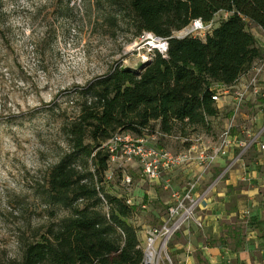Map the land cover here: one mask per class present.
<instances>
[{
	"label": "trees",
	"instance_id": "obj_1",
	"mask_svg": "<svg viewBox=\"0 0 264 264\" xmlns=\"http://www.w3.org/2000/svg\"><path fill=\"white\" fill-rule=\"evenodd\" d=\"M136 36L169 38L168 57L156 54L139 69L114 67L90 83L80 114L63 128L69 152L46 179V197L70 216L25 244L17 264H145L139 207L109 193L105 177L116 134L173 136L179 127L208 129L220 116L219 85L232 88L264 57L250 31H264V0H128ZM229 14L205 39L171 38L195 20ZM189 138V135H187ZM92 165L93 168H90Z\"/></svg>",
	"mask_w": 264,
	"mask_h": 264
},
{
	"label": "rangeland",
	"instance_id": "obj_2",
	"mask_svg": "<svg viewBox=\"0 0 264 264\" xmlns=\"http://www.w3.org/2000/svg\"><path fill=\"white\" fill-rule=\"evenodd\" d=\"M127 1L0 0V264L19 263L26 243L39 240L70 216L45 194L50 169L70 150L63 127L80 114L91 82L116 66L139 69L147 55ZM220 21L217 17L216 23ZM249 29L264 50L259 28ZM225 98L222 95L217 105ZM239 115L234 116L232 108L211 119L208 129L179 127L173 138L154 142L147 136L148 143L180 154L199 137H204L199 144L219 143L231 126L243 139L261 131L263 137L264 122L258 129ZM187 135L192 142L177 139ZM104 185L109 193L125 196L130 205L138 203L133 222L140 232L162 226L171 192L148 182L137 163H110ZM150 189H161L163 205L156 206L150 198L143 201ZM153 205L159 217L150 210ZM171 243L167 250L175 264ZM141 244L146 245L142 238Z\"/></svg>",
	"mask_w": 264,
	"mask_h": 264
},
{
	"label": "crops",
	"instance_id": "obj_3",
	"mask_svg": "<svg viewBox=\"0 0 264 264\" xmlns=\"http://www.w3.org/2000/svg\"><path fill=\"white\" fill-rule=\"evenodd\" d=\"M228 16L226 13L217 15L221 20ZM260 31L263 39L264 31ZM252 71L253 68L243 75L226 95V100L218 105L221 116L233 108L235 89L247 82ZM260 88L263 93L258 97L250 95L239 115L258 129L264 122V100L259 101L264 97V74L260 78ZM232 136L236 141L243 139L241 133L234 132ZM213 145L216 144L208 147ZM238 152L234 147L206 171L198 164H189L165 173L155 184H162L165 191L170 184L167 203L158 195L161 189L143 193V201L150 198L151 203L161 206L164 200L169 209L174 204L173 192L184 193L189 184L198 181L193 197L199 201L196 218L201 225L191 221L172 239L170 251L175 264H264V135L247 161L245 158L228 170ZM155 205L150 206V210L159 217ZM166 218H161L162 225ZM149 229L140 232V240L146 242Z\"/></svg>",
	"mask_w": 264,
	"mask_h": 264
},
{
	"label": "built area",
	"instance_id": "obj_4",
	"mask_svg": "<svg viewBox=\"0 0 264 264\" xmlns=\"http://www.w3.org/2000/svg\"><path fill=\"white\" fill-rule=\"evenodd\" d=\"M216 25V19L209 23L198 19L182 31L174 32L171 38L185 39L188 37H199L205 39L214 30ZM139 42L140 44L143 43V48L147 49V55L143 57L142 65L153 61L157 53L164 58L168 57L169 38L159 37L151 32H143L139 37ZM140 44L137 43L136 48ZM263 74L264 57L255 64L247 82L235 89L233 95L234 116L241 113L250 95L258 97L263 93L260 88V78ZM231 89L233 88L215 86L214 90L216 93L213 96V100L217 103L220 101V97L228 95ZM232 129L233 126L226 131L222 140L216 145L211 147L203 146L198 143L203 139L199 137L194 140V144L180 154H176L165 147L150 145L148 143L147 136L154 142L160 138H173V136L159 131L140 138L130 133H118L104 147L110 153V163H115L116 161L129 164L137 163L142 170L144 178L150 183H157L163 178L165 173L175 171L189 164H198L206 171L212 167L219 157L228 155L234 147L239 152L228 170L236 163L244 161L251 148L260 142L262 131L258 135H252L247 139L236 141L232 136ZM177 139L183 142H192L187 137L179 136ZM127 182L130 184L131 179L127 178ZM197 183L189 184L188 189L184 193L173 192L172 198L174 199V204L168 209L165 223L160 227L151 228L147 232V240L144 247L145 264H173L167 250L169 241L191 221H196L201 225L196 218L199 201L193 197V190L196 188ZM165 188L166 190H170V184L166 185ZM128 204L130 205L131 201H128Z\"/></svg>",
	"mask_w": 264,
	"mask_h": 264
}]
</instances>
